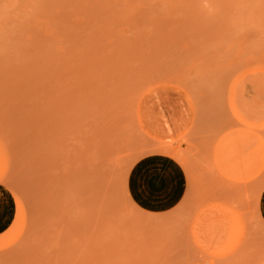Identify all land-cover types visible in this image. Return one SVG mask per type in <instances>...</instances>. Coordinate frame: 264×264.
<instances>
[{"label":"rangeland","instance_id":"rangeland-1","mask_svg":"<svg viewBox=\"0 0 264 264\" xmlns=\"http://www.w3.org/2000/svg\"><path fill=\"white\" fill-rule=\"evenodd\" d=\"M0 226V264H264V0H0Z\"/></svg>","mask_w":264,"mask_h":264},{"label":"crops","instance_id":"crops-1","mask_svg":"<svg viewBox=\"0 0 264 264\" xmlns=\"http://www.w3.org/2000/svg\"><path fill=\"white\" fill-rule=\"evenodd\" d=\"M2 226V225H1ZM0 226V231L3 230L4 228Z\"/></svg>","mask_w":264,"mask_h":264}]
</instances>
